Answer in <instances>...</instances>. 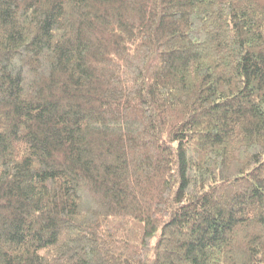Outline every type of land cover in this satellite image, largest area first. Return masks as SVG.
Here are the masks:
<instances>
[{"label": "trees", "instance_id": "16d2710c", "mask_svg": "<svg viewBox=\"0 0 264 264\" xmlns=\"http://www.w3.org/2000/svg\"><path fill=\"white\" fill-rule=\"evenodd\" d=\"M0 264H264V0H0Z\"/></svg>", "mask_w": 264, "mask_h": 264}]
</instances>
